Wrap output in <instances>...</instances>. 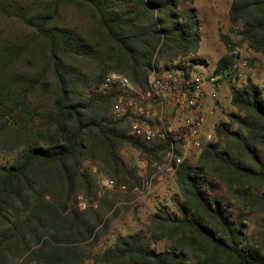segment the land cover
I'll list each match as a JSON object with an SVG mask.
<instances>
[{
    "label": "trees",
    "instance_id": "trees-1",
    "mask_svg": "<svg viewBox=\"0 0 264 264\" xmlns=\"http://www.w3.org/2000/svg\"><path fill=\"white\" fill-rule=\"evenodd\" d=\"M178 1H0L1 17L23 27L0 38V264H17L27 252L40 264L81 262L76 245L95 227L74 206L79 192L93 188L84 163L98 160L131 189L141 178L120 147L162 159L167 143L135 138L131 117L111 115L117 91L99 86L119 72L143 90L152 66L196 52L195 10ZM229 1L232 27L264 54V0ZM228 62L220 58L214 72L223 74ZM230 105L235 111L216 122V140L200 148L197 164L183 159L174 171L175 212L159 204L146 228L117 236L97 263L264 264V81L230 88ZM254 207L262 222L247 235L243 211ZM158 241L169 244L156 250Z\"/></svg>",
    "mask_w": 264,
    "mask_h": 264
},
{
    "label": "rangeland",
    "instance_id": "rangeland-1",
    "mask_svg": "<svg viewBox=\"0 0 264 264\" xmlns=\"http://www.w3.org/2000/svg\"><path fill=\"white\" fill-rule=\"evenodd\" d=\"M0 1L16 7H30L40 4L43 0ZM229 4V0H193L191 3L179 0L180 8L191 6L195 10L199 32L197 50L194 54L175 55L165 62L167 65L172 59L188 63L190 58L202 59L204 63L199 64L196 70L205 72L207 77L216 76L218 84L226 86L229 93L228 106L230 107V88L243 86L247 79L262 88L264 54L250 49L247 43L239 37L238 27H232L229 19ZM3 17L0 15L1 39L15 36L23 31V27L16 18L10 19L5 14ZM24 35H28V32H24ZM224 56L229 57V62L224 74L218 72V74H222L219 76L214 70L217 61ZM163 63L159 62V65L163 66ZM233 111H235L234 108ZM233 111H227V113ZM118 154L129 167L135 169L136 176L141 178L142 183L162 160H145L138 151L127 145L120 147ZM196 159H188L189 164L196 165ZM84 164L89 168L93 188L89 192H79L75 198L74 206L95 227L88 240L76 245L78 253L84 259L79 263L66 264H101L97 263L94 257L110 247L117 236L146 228L151 217L157 212L159 204L165 206L169 213L175 212L174 203L171 200L176 189L173 175H163L159 179H154L151 192L143 197V194H140L142 184L139 187V183L132 182L133 187L129 189L128 184L117 183L116 179L106 172L98 160ZM254 208V210L246 211L244 209L243 211V214L247 216L244 221V232L247 235L251 233L256 235L257 225L262 222L261 214L256 211V208L260 209ZM98 220L99 222H97ZM168 244L167 241H158L153 246L156 250H160ZM28 253L19 258L17 264H40L26 259Z\"/></svg>",
    "mask_w": 264,
    "mask_h": 264
},
{
    "label": "built area",
    "instance_id": "built-area-1",
    "mask_svg": "<svg viewBox=\"0 0 264 264\" xmlns=\"http://www.w3.org/2000/svg\"><path fill=\"white\" fill-rule=\"evenodd\" d=\"M197 66L177 59L170 60L166 66H152L143 90L133 87L119 72L107 74L99 86L102 92L117 91L111 115L115 119L131 117L129 130L135 138L144 143L168 145L161 163L142 183L143 197L151 192L154 179L173 175L180 162L187 158V148L199 151L215 139L213 130L205 131V118L213 114L212 108L195 117L192 111L199 104L204 84L218 88L220 85L216 76L207 77L205 72L196 70Z\"/></svg>",
    "mask_w": 264,
    "mask_h": 264
},
{
    "label": "crops",
    "instance_id": "crops-1",
    "mask_svg": "<svg viewBox=\"0 0 264 264\" xmlns=\"http://www.w3.org/2000/svg\"><path fill=\"white\" fill-rule=\"evenodd\" d=\"M206 74V73H205ZM229 93L225 85H220L219 88L216 85H203V91L198 106L192 111V115L199 116L205 113L208 108H212L213 114L205 118V131L213 130L214 125L218 121H224L227 111H233V108L228 106ZM197 150L187 148L185 158L192 160L198 155Z\"/></svg>",
    "mask_w": 264,
    "mask_h": 264
}]
</instances>
